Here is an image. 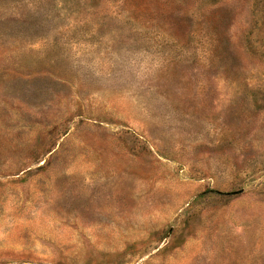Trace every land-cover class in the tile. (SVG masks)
I'll return each mask as SVG.
<instances>
[{
	"label": "rangeland",
	"instance_id": "obj_1",
	"mask_svg": "<svg viewBox=\"0 0 264 264\" xmlns=\"http://www.w3.org/2000/svg\"><path fill=\"white\" fill-rule=\"evenodd\" d=\"M0 264H264V0H0Z\"/></svg>",
	"mask_w": 264,
	"mask_h": 264
}]
</instances>
